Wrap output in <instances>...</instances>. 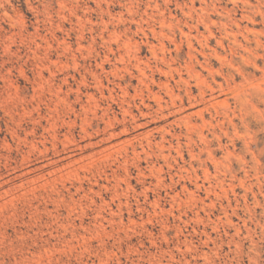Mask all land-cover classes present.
Listing matches in <instances>:
<instances>
[{"label":"rangeland","instance_id":"1","mask_svg":"<svg viewBox=\"0 0 264 264\" xmlns=\"http://www.w3.org/2000/svg\"><path fill=\"white\" fill-rule=\"evenodd\" d=\"M0 264H264V0H0Z\"/></svg>","mask_w":264,"mask_h":264}]
</instances>
